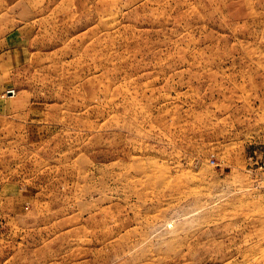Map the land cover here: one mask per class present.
I'll use <instances>...</instances> for the list:
<instances>
[{"label": "rangeland", "instance_id": "1", "mask_svg": "<svg viewBox=\"0 0 264 264\" xmlns=\"http://www.w3.org/2000/svg\"><path fill=\"white\" fill-rule=\"evenodd\" d=\"M0 264H264V0H0Z\"/></svg>", "mask_w": 264, "mask_h": 264}, {"label": "bare ground", "instance_id": "2", "mask_svg": "<svg viewBox=\"0 0 264 264\" xmlns=\"http://www.w3.org/2000/svg\"><path fill=\"white\" fill-rule=\"evenodd\" d=\"M12 92H9L8 94H11Z\"/></svg>", "mask_w": 264, "mask_h": 264}]
</instances>
